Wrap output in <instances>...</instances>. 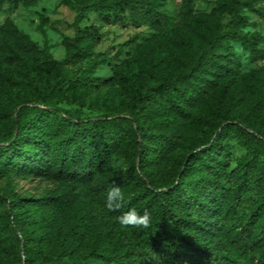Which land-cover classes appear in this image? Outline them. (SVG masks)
Returning <instances> with one entry per match:
<instances>
[{
    "label": "trees",
    "instance_id": "1",
    "mask_svg": "<svg viewBox=\"0 0 264 264\" xmlns=\"http://www.w3.org/2000/svg\"><path fill=\"white\" fill-rule=\"evenodd\" d=\"M66 1L151 34L109 56L99 26H77L58 60L0 24V264H264V37L246 14L264 19V0H179L174 15L167 0ZM235 44L263 63L244 70ZM25 177L54 186L24 196ZM131 208L151 226L117 223Z\"/></svg>",
    "mask_w": 264,
    "mask_h": 264
},
{
    "label": "rangeland",
    "instance_id": "2",
    "mask_svg": "<svg viewBox=\"0 0 264 264\" xmlns=\"http://www.w3.org/2000/svg\"><path fill=\"white\" fill-rule=\"evenodd\" d=\"M218 1L221 0H199L196 3V7L200 11L209 12ZM178 5L179 0H167L165 8L169 14L174 15ZM246 14L251 23L247 30L258 32L264 37V19L251 11H247ZM41 16L47 19V23L44 26L46 35H43L38 28ZM7 19L15 22L19 29L27 33L39 47H43L45 43L48 44L51 53L58 60H63L66 56V50L62 44V34L70 37L74 36L77 26H99L102 36L97 46V51L108 53L109 56L115 55L117 48L126 41L135 38L136 43H139L151 34V31L146 27L138 28L122 23L103 24L98 21L95 14L91 11H85L84 16L81 17L66 0H37L34 4L26 3L23 0L16 3L7 2L3 5L0 12V24ZM229 19L230 17L226 16L224 22L227 23ZM261 46L264 47V41ZM131 49H134V44L130 48H125V51ZM262 63L263 61L261 60L253 61L248 54V64L242 66L247 71L251 68L259 67ZM114 72L113 64L104 65L97 70L94 78L96 81H100L111 77ZM240 155H242V151L236 150L235 157ZM13 183L19 193L28 197H38L54 186L50 181L30 177L14 178ZM4 184L5 179L0 180V194L3 191Z\"/></svg>",
    "mask_w": 264,
    "mask_h": 264
},
{
    "label": "clouds",
    "instance_id": "3",
    "mask_svg": "<svg viewBox=\"0 0 264 264\" xmlns=\"http://www.w3.org/2000/svg\"><path fill=\"white\" fill-rule=\"evenodd\" d=\"M83 26V25H82ZM233 51L240 57V63L242 65L248 64V53L245 52L244 48L240 45H234ZM234 166V165H233ZM125 205L124 193L119 185H112L107 190L105 197V207L110 212H118ZM117 223H119L123 228H149L151 226V214L148 210L138 213L135 208H131L121 215L115 217ZM152 260L155 262L159 260L160 257L154 253Z\"/></svg>",
    "mask_w": 264,
    "mask_h": 264
}]
</instances>
